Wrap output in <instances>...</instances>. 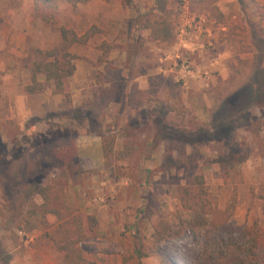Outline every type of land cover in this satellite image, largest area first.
<instances>
[{
    "label": "rangeland",
    "instance_id": "1",
    "mask_svg": "<svg viewBox=\"0 0 264 264\" xmlns=\"http://www.w3.org/2000/svg\"><path fill=\"white\" fill-rule=\"evenodd\" d=\"M217 4L223 22L195 0H168L165 10L158 0L76 7L63 0L51 24L34 0H0V138L8 148L0 156V264L1 255H10V264H83L77 254L87 264H248L246 228L264 230V106L253 109L261 115L260 135L236 126L227 145L159 139L153 116L145 117L161 100L173 108L170 118L207 124L227 96L250 82L257 63L252 30L264 37V0ZM165 17L174 37L156 41L144 23ZM93 24L101 32L69 49L79 56L67 80L71 100L53 86L28 93L32 63L47 49L61 50V27L82 34ZM134 85L155 100L135 106ZM105 89L112 90L106 104ZM103 133L114 147L109 163ZM71 143L77 155L64 176L57 151ZM199 171L213 205L226 209L235 199L224 226H213L199 203L181 197L180 187ZM38 180L64 187L60 208L98 217L92 237L73 250L59 248L55 214H38L27 231L26 195ZM194 218L207 223L181 231ZM163 229L169 236L157 242ZM254 254L253 264H263V254Z\"/></svg>",
    "mask_w": 264,
    "mask_h": 264
},
{
    "label": "trees",
    "instance_id": "2",
    "mask_svg": "<svg viewBox=\"0 0 264 264\" xmlns=\"http://www.w3.org/2000/svg\"><path fill=\"white\" fill-rule=\"evenodd\" d=\"M63 0H34L39 9L40 16L48 23H54V19L59 11V4ZM72 3L74 7L80 3H87L91 0H66ZM159 8L165 10V3L168 0H158ZM202 5V8L213 15L217 22H223L224 14L218 6L219 0H195ZM144 26L150 30L151 37L156 41L167 42L174 37V24L172 21L165 18H147ZM263 30V29H262ZM101 32V29L93 24L84 33L78 34L75 31L66 27H61L62 47L58 52L56 49H47L43 52L44 59L37 60L32 63L31 81L26 85V91L30 94L41 92L50 86H53L55 94H63L67 101L71 100V92L67 80L76 70V59L79 56L72 53L69 49L75 44L87 43L96 33ZM252 39L255 43L257 54V63L254 67V72L250 82L241 86L231 95L227 96L220 107L212 113L210 123L199 125L195 117L187 118L186 121L177 120L175 117L170 118V113L173 108L159 100L150 110L145 111L146 115L153 116L157 127V137L177 139L184 143L199 144L202 142L214 141L216 143L228 144L233 137L236 126L249 130L255 136L260 135L261 115H253V109H263L264 106V37L259 35L258 31L252 30ZM40 51V50H39ZM44 74V79H40L39 75ZM105 94H101L103 102L106 104L111 98L112 90L105 89ZM146 98L151 99L138 86L134 85L131 94V102L135 106H142ZM157 100V99H156ZM264 114V109L261 111ZM170 118V119H169ZM7 145L0 138V156L7 152ZM103 149L107 160L114 154V147L110 138L103 133ZM232 155H237L238 149L230 148ZM76 145L71 143L57 151V158L63 163L62 173L67 176V167L73 162L76 157ZM1 159V157H0ZM1 185V183H0ZM26 195L27 211L24 221L27 222V231L35 228V223L38 214L43 217L48 214H55L59 220V234L63 236L55 237L58 247L67 251L73 250V246L87 238L93 236V230L98 225V217L96 215H86L77 212H68L63 207H59V202L62 201L65 195L63 186L55 183H39V180L30 185ZM181 197L183 200L199 203L203 208L205 215L212 217V224L215 227L224 226L228 223L232 212L235 208V199L232 204L226 209H221L211 203L208 192L205 190L204 174L199 171L188 186L180 187ZM32 194V195H31ZM33 194H38L42 197L41 204L36 203ZM24 216V214H23ZM22 216V218H23ZM206 219L194 218L185 222L181 231L185 228L196 229L199 226L206 224ZM21 223L19 228H23ZM177 230L176 234L181 233ZM246 232L251 238L250 252L247 261L244 263L253 264V259L256 258L254 252L260 251L263 254L262 262L264 264V230L257 228L255 225L246 228ZM169 236L166 230L157 231V242ZM137 251H141V247H137ZM228 256V255H227ZM77 261L87 264L81 254H77ZM228 260V257H224ZM12 257L10 255H1L2 264H10ZM168 264H174L170 260Z\"/></svg>",
    "mask_w": 264,
    "mask_h": 264
}]
</instances>
